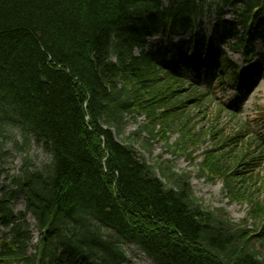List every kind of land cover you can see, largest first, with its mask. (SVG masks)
I'll use <instances>...</instances> for the list:
<instances>
[{"label": "trees", "instance_id": "1", "mask_svg": "<svg viewBox=\"0 0 264 264\" xmlns=\"http://www.w3.org/2000/svg\"><path fill=\"white\" fill-rule=\"evenodd\" d=\"M207 1L219 12L210 40L196 26ZM187 31L188 41L174 42ZM157 34L164 56L145 51ZM257 41L264 47V0H0V160L3 142H16L12 132L46 158L36 167L23 158L12 176L0 166V224L9 229L0 235V264H126L123 245L152 264H264V200L251 189L259 177L237 169L244 156L229 166L224 148L207 150L198 176L248 205L254 233L200 205L187 174L149 165L115 136L143 117L134 135L167 144L177 117L208 97L189 76L206 73L219 87L230 80L241 93L264 79ZM225 46L253 65L236 67ZM177 133L172 150L181 154L188 142L215 136L212 127L196 136L185 124ZM17 198L25 207L14 216ZM28 216L39 233L33 254Z\"/></svg>", "mask_w": 264, "mask_h": 264}, {"label": "rangeland", "instance_id": "2", "mask_svg": "<svg viewBox=\"0 0 264 264\" xmlns=\"http://www.w3.org/2000/svg\"><path fill=\"white\" fill-rule=\"evenodd\" d=\"M218 15V5L212 1H207L203 7L202 16L196 24L197 30L207 40L211 38ZM222 15L225 21L236 23L232 10L224 9ZM238 31L240 35L242 29L238 27ZM189 36L190 34L187 32L183 35H176L173 40L175 43L183 42L188 40ZM146 41V52L152 51L162 56L166 54V41L162 35L157 34L153 38H147ZM254 48L256 54L264 53V47L260 41L254 44ZM223 49L235 66L240 69L249 68L250 65L244 62L240 51L232 52L228 50L227 46ZM135 53L137 54L138 52L135 51ZM193 83L199 86L200 93H206L208 97L204 100L197 99L195 103L187 106L184 112L177 117V122L166 134L168 138L167 144L161 141L159 137L150 138L146 132L138 136L134 135L138 131L139 126L147 125L143 117L139 119L138 124H133L130 121L120 136L116 135L115 132L113 133L117 141L126 140L131 142L138 154L149 165H167L168 163L173 167L175 173L187 174L190 177V185L194 197L199 201L200 205L209 210L223 209L235 224L243 223L249 232L254 233L256 231V223L251 218H247L248 205L243 201H230L226 194L223 193V186L220 181H208L205 177H199L197 164L205 151L216 149L218 146L224 148V152L228 154L227 164L229 166L233 165L235 158L241 155L244 156V162L247 165L243 167L244 169L240 167L237 169L240 171L250 170L249 176L256 175L259 177V181L252 185L251 189L254 192V199L264 200L263 187L260 186L261 182L264 183V80L257 82L251 91H246L247 95L244 97L237 95V89L234 88V84L230 80L226 81L224 87L217 86L216 80L212 77L208 79L202 78L199 83ZM218 107L222 108V113L216 116ZM225 107H232V109L230 108L229 111ZM237 108H240V110ZM182 124H185L186 130L192 134H198L196 136L212 127V132H215V136L213 140L203 139L200 136L196 138V144L188 142L186 154L173 152L172 146L179 138L177 128ZM157 131L158 127H156L155 133ZM11 134L15 135L16 142L14 139L3 142L5 155L0 160V166L6 170L7 174L10 176L16 175L23 158L26 157L31 159L35 167L46 162V158L33 143L23 147V142L16 132ZM219 141H222V143L216 145ZM143 147L149 151L144 150ZM2 184L3 182L0 183V190ZM23 211V200L17 199L13 204V215ZM27 223L34 229V222L30 218H27ZM7 232L8 230L0 225V234ZM37 237V233H34L33 244H35ZM121 247L126 255V264H152L133 245H123ZM259 247L261 256L264 258V246L261 247L259 245ZM31 252H33L32 249L30 250Z\"/></svg>", "mask_w": 264, "mask_h": 264}, {"label": "water", "instance_id": "3", "mask_svg": "<svg viewBox=\"0 0 264 264\" xmlns=\"http://www.w3.org/2000/svg\"><path fill=\"white\" fill-rule=\"evenodd\" d=\"M42 82H43V83H46V81H45V80H43V79H42Z\"/></svg>", "mask_w": 264, "mask_h": 264}]
</instances>
